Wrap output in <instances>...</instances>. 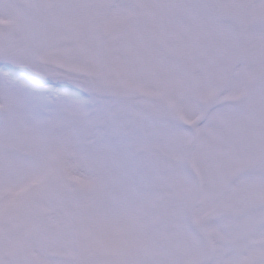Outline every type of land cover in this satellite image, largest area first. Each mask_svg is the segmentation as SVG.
<instances>
[{
  "label": "snow or ice",
  "instance_id": "1",
  "mask_svg": "<svg viewBox=\"0 0 264 264\" xmlns=\"http://www.w3.org/2000/svg\"><path fill=\"white\" fill-rule=\"evenodd\" d=\"M0 264H264V0H0Z\"/></svg>",
  "mask_w": 264,
  "mask_h": 264
}]
</instances>
